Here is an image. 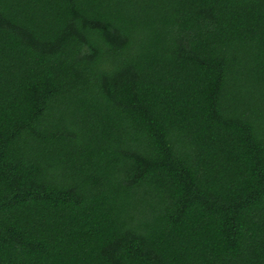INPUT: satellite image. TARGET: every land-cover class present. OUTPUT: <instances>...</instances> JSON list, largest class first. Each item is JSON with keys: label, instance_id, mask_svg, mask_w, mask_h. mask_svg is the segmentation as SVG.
<instances>
[{"label": "trees", "instance_id": "1", "mask_svg": "<svg viewBox=\"0 0 264 264\" xmlns=\"http://www.w3.org/2000/svg\"><path fill=\"white\" fill-rule=\"evenodd\" d=\"M0 264H264V0H0Z\"/></svg>", "mask_w": 264, "mask_h": 264}]
</instances>
